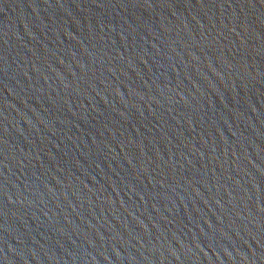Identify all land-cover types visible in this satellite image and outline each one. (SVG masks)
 <instances>
[{
	"label": "water",
	"instance_id": "obj_1",
	"mask_svg": "<svg viewBox=\"0 0 264 264\" xmlns=\"http://www.w3.org/2000/svg\"><path fill=\"white\" fill-rule=\"evenodd\" d=\"M0 264H264V0H0Z\"/></svg>",
	"mask_w": 264,
	"mask_h": 264
}]
</instances>
